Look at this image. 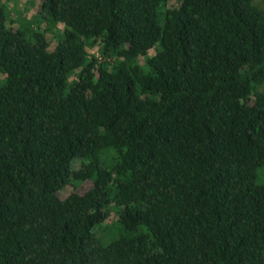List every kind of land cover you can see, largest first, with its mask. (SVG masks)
<instances>
[{"label":"trees","instance_id":"16d2710c","mask_svg":"<svg viewBox=\"0 0 264 264\" xmlns=\"http://www.w3.org/2000/svg\"><path fill=\"white\" fill-rule=\"evenodd\" d=\"M168 2L0 1V264H264V8Z\"/></svg>","mask_w":264,"mask_h":264},{"label":"rangeland","instance_id":"374dc122","mask_svg":"<svg viewBox=\"0 0 264 264\" xmlns=\"http://www.w3.org/2000/svg\"><path fill=\"white\" fill-rule=\"evenodd\" d=\"M2 5L4 6V9L7 13V19H6V26L12 30H15L18 27V24L20 23V18L25 17L29 19L30 17H33L37 14L39 11V3L40 0H0ZM180 3V0H169L168 6L169 7H177ZM255 3L260 6L261 8H264L263 3L261 0H255ZM43 27H45L44 24H42ZM58 28L62 29V25L59 24ZM46 39L49 42V49L52 50L55 47L56 39L54 38L53 34L49 31L46 33ZM98 45L94 46L93 48H88V52L90 54L95 55L96 57H99L100 51H99ZM151 54L154 53V51L150 52ZM3 76L0 75V78ZM91 186V181L85 180L83 182H80L78 184H66L62 189H60L57 194L60 198H65L69 193L76 192L78 194L84 193L86 190H88ZM116 218L115 210L110 209L109 215L103 225H107L112 223Z\"/></svg>","mask_w":264,"mask_h":264}]
</instances>
